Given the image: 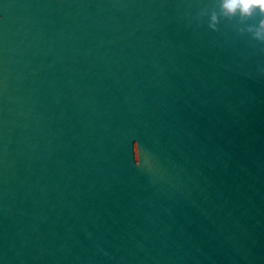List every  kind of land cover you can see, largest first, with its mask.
<instances>
[{"label":"water","instance_id":"95a60500","mask_svg":"<svg viewBox=\"0 0 264 264\" xmlns=\"http://www.w3.org/2000/svg\"><path fill=\"white\" fill-rule=\"evenodd\" d=\"M0 264H264V0H0Z\"/></svg>","mask_w":264,"mask_h":264}]
</instances>
